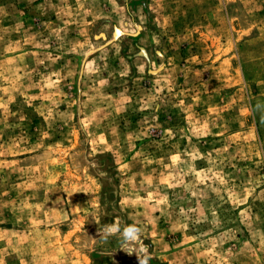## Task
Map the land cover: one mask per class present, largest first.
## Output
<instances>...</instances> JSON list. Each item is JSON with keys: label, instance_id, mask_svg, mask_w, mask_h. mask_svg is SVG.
I'll use <instances>...</instances> for the list:
<instances>
[{"label": "rangeland", "instance_id": "rangeland-1", "mask_svg": "<svg viewBox=\"0 0 264 264\" xmlns=\"http://www.w3.org/2000/svg\"><path fill=\"white\" fill-rule=\"evenodd\" d=\"M0 264H264V0H0Z\"/></svg>", "mask_w": 264, "mask_h": 264}]
</instances>
